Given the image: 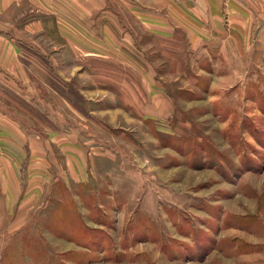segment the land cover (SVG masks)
Listing matches in <instances>:
<instances>
[{
  "label": "rangeland",
  "instance_id": "1",
  "mask_svg": "<svg viewBox=\"0 0 264 264\" xmlns=\"http://www.w3.org/2000/svg\"><path fill=\"white\" fill-rule=\"evenodd\" d=\"M159 45L143 50L153 101L141 79L118 95L110 80L64 79L60 65L35 73L26 96L11 83L22 111L10 115L57 162L37 169L34 207L0 206V264H264V49ZM57 130L73 149L50 141ZM67 154L84 169H68Z\"/></svg>",
  "mask_w": 264,
  "mask_h": 264
},
{
  "label": "crops",
  "instance_id": "2",
  "mask_svg": "<svg viewBox=\"0 0 264 264\" xmlns=\"http://www.w3.org/2000/svg\"><path fill=\"white\" fill-rule=\"evenodd\" d=\"M157 44L170 50L186 45L264 49V0H0L1 208H17L19 217L20 210L34 207L45 184L37 169L57 162L49 157L47 140L25 133L21 117L10 115L22 111L9 100L11 83L15 94L26 96L30 92L22 86L39 78L35 73L52 74L60 65L61 77L73 83L92 76L101 84L110 80V88L119 91L125 81L131 95L141 79L153 101L154 61L143 50ZM139 63L144 65L140 73ZM86 89L79 94L73 86L67 94L89 100L96 91ZM158 96L170 105L165 94ZM69 107L76 113L84 108ZM67 135L57 130L50 141L66 142L62 148L68 151L74 144ZM66 161L68 169L86 166L80 155L67 154Z\"/></svg>",
  "mask_w": 264,
  "mask_h": 264
}]
</instances>
